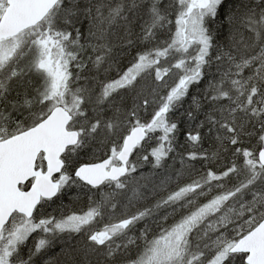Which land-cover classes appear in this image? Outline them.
<instances>
[{
    "label": "trees",
    "instance_id": "1",
    "mask_svg": "<svg viewBox=\"0 0 264 264\" xmlns=\"http://www.w3.org/2000/svg\"><path fill=\"white\" fill-rule=\"evenodd\" d=\"M146 2L62 0L55 14L52 12L34 29L41 30L43 52L50 48L58 54H54L53 67L40 66L51 89L40 95L34 92L35 81L27 77L0 92L2 135L5 131L13 136L32 128L55 105L68 108L73 122L77 119L83 123L78 128L82 137L90 135V140L81 138L79 146L73 148L75 159L68 168L70 188L62 184L48 213L54 211L50 213H54L51 218L55 226L61 217L71 214L92 215L87 227L91 233L64 234L62 238L67 240L61 239L62 245L51 248L29 241L20 250L26 262L40 257L38 264H139L143 252L148 256L145 247L151 241L214 202L225 209L237 200L239 221L226 228H238L239 235L230 238L235 242L264 219V168L258 159L264 149V0L222 1L216 15L205 23L209 48L205 62L200 64V77L176 99L173 87L194 71L187 62L183 70L172 63L163 65L170 55L165 52L175 20L181 15L172 13L166 19L148 22L152 15L146 16ZM0 3L6 6L5 0ZM159 4L160 0L158 8ZM165 20L169 21L161 28ZM168 26L172 31L168 32ZM31 47L40 63L41 47L34 43ZM138 60L144 63L139 80L129 87L110 88ZM168 67L179 70L176 78L166 74ZM159 72L166 74L167 85L160 81ZM147 114L151 116L148 123ZM5 115L12 117L7 120ZM134 126L146 128L154 138V147L143 144L148 152L142 160L154 166L157 176L155 185H150L161 193L155 204H151L155 196L148 195V201H137L127 208L119 203V196L105 192V187L91 189L80 183L74 171L113 156ZM181 190L189 196L169 202L170 195ZM189 202L193 203L185 206ZM159 210L160 220L155 215ZM110 211L120 213L116 220L107 219ZM248 220L251 223L247 226ZM130 222L139 227L134 229V243L122 241L112 249L94 243L95 234L104 237ZM141 222L145 246L140 237ZM208 222L183 231L169 255L163 254L166 248L162 254V250L152 252L147 264H205L215 239L207 228L203 232L202 226ZM245 259V255L228 252L221 264H245Z\"/></svg>",
    "mask_w": 264,
    "mask_h": 264
},
{
    "label": "rangeland",
    "instance_id": "2",
    "mask_svg": "<svg viewBox=\"0 0 264 264\" xmlns=\"http://www.w3.org/2000/svg\"><path fill=\"white\" fill-rule=\"evenodd\" d=\"M175 5H178L181 10L185 8L183 13H179L181 17L174 23V31L172 35V40L168 45V50L165 54H170L167 58V61L163 63H172L177 67H181L179 69L183 70V64L186 62L188 63V68L192 67L193 72L188 74L189 76L186 79H183L179 85L173 87V98L176 99L177 96L181 97L185 92L183 90L188 86L190 83L195 82L200 77V64L204 63L206 60V55L208 53V44L209 39L207 35V28H206V20L214 17L216 14V9L222 3L223 0H172ZM207 3V5L205 4ZM173 5V4H172ZM171 5V6H172ZM6 9V6L0 3V17L4 13L3 11ZM53 15L55 12L52 13ZM52 17V16H51ZM163 19L168 17V14H161L159 15H152L148 22L154 23L155 21H159L160 18ZM169 20L162 21L160 27L164 25V22L168 23ZM169 27V26H168ZM160 30V29H159ZM169 27V31L170 32ZM41 30H31L29 33L20 35L18 38L8 41V42H1L0 43V86L6 87L11 85H15L17 81H21L22 78H30L35 81L34 85L36 87L34 92H38L40 95H44L47 89H51L50 82L47 83L45 77L42 75V71L40 66L44 67H53L55 63H53L54 58L56 59V54L54 51L52 52L50 48H46V51L43 52V46L41 47ZM44 36V35H43ZM42 36V38H43ZM37 45L41 47V55L42 59L40 63H37L38 54L33 50L31 45ZM31 47V48H30ZM174 47L177 48V52H174ZM55 54V55H54ZM144 63L138 60L135 62L130 68L123 72V74L114 82H112L111 87L113 90L121 89L122 87H129L135 81L139 80L142 74ZM167 65V64H166ZM144 71V70H143ZM166 74L172 73L173 76L176 78V72L179 74V70L176 68L172 71L171 67L166 68ZM187 72V71H186ZM45 73V72H43ZM185 73V70H184ZM164 74V75H166ZM47 75V74H45ZM162 72L158 73V77L160 81L164 82V86L167 85ZM34 87V88H35ZM71 112V111H70ZM72 114V113H71ZM13 115V114H12ZM12 115H5L6 119L9 120ZM146 122H151L150 114H147ZM79 125L83 126V123L75 119L72 122L71 126L69 127L72 131H80ZM4 126H0V132L4 130ZM129 129V127H127ZM127 129V130H128ZM134 128H130L128 133H130ZM120 128H118V131ZM117 131V132H118ZM4 135L0 134V142L9 136L8 133L3 132ZM119 133V132H118ZM2 135V136H1ZM82 135V133H81ZM147 142L145 143L150 144L151 147H154L156 143H154L153 136L148 134ZM82 140L88 141L90 140V135L85 134L82 137ZM144 144V145H145ZM144 145L140 146L138 150L135 152L134 156L131 159L130 167H129V175L125 178V180L118 182L116 184H107L105 188L106 191H109L110 194H113L114 197L119 196V203L121 205L130 206L131 208L137 201H141V203L146 202L144 201L148 195L155 196V200L151 202V204L157 203V199H159L158 195L161 192H158L156 188L152 189L151 186L155 185V178L157 176V172L150 163L148 164L146 160H142L143 156L145 155L147 149H145ZM75 159V152L73 149H70L65 157V163L70 166V162H73ZM69 168V167H68ZM69 171L66 169L60 176L57 178H64L61 179L62 184L69 185L70 188V180H68ZM152 184V185H150ZM66 188V187H65ZM151 194H149V193ZM166 195V192H164ZM157 195V196H156ZM148 199L151 200L152 197ZM189 194L187 191L181 190L179 193L171 194L168 198L165 196L164 198H168L169 202H174L177 198V201H181L185 197H188ZM163 198V199H164ZM147 200V199H146ZM148 201V200H147ZM193 202H189L188 204L184 203L185 206L189 207V204ZM139 205V204H137ZM237 210L239 207L237 206V200L230 204L229 208L221 209L220 202H214L209 205H205L203 209L198 210V212L193 213V215L188 216L182 220L177 227H171V231H167L165 233H161V236L153 241L150 244H146L145 240V230L143 229V222H141L142 230L140 231L141 242L144 243V246L147 245L145 248L148 249V256L143 252V256H140L139 264H147L149 262V257L152 255V252L161 251V254L169 255L175 249L174 245L176 240L183 237V234L193 227V225H197L204 221H209L207 224L202 226L203 232L205 228H207L208 233L210 236L215 238L213 241L214 249H212V253L206 258L205 264H221L228 258V252L231 247H233L236 242L231 240V237H237L239 235L238 228L231 229L232 231L226 230V228L231 225L232 223H237L239 221L240 215L237 214ZM54 212L52 209L50 210ZM47 214L48 217L46 224L44 227H35V225H30L29 223L24 222L23 220H15L11 225H9L6 230H4L3 234L0 236V264H38L36 263L37 259L40 257L35 258L33 262L29 260L26 262L24 260V256L20 253V248L26 245L27 241L31 233L39 231V236L44 232L45 241L41 240L39 236L36 238V244H41L42 248L46 247H53L57 244H63L67 238H62L64 234H70L75 232L76 234H80L81 231L85 230V233H91V230L87 227L91 225L93 218L92 215L88 214H71V216L61 217V222L58 223L56 226L53 225L54 221L51 218L54 213ZM116 211H110L107 213V219L114 218L120 215V213H115ZM160 210L155 213L156 219L160 220ZM237 215V216H236ZM55 218V217H54ZM237 219V220H235ZM45 221V222H46ZM251 222L248 220L246 222L247 226ZM200 225V224H199ZM256 226V223L253 224ZM252 226V227H253ZM122 229H116L112 232L106 233L104 237L98 234L93 236L94 243L108 247V249H112L115 247L114 244L120 243L122 241H129L134 243L137 239L136 231L134 229L138 227L137 223L130 222L127 223L126 226H122ZM253 227V228H254ZM89 230V231H86ZM226 230V231H225ZM42 231V233H41ZM184 231L183 234H181ZM57 240L55 241V239ZM111 238V241H109ZM64 241H62V240ZM109 239V240H108ZM35 240V239H33ZM41 240V241H40ZM71 240V239H69ZM144 248V250H145ZM39 250V249H38ZM41 254V253H40ZM37 254V255H40ZM43 254V253H42ZM160 254V255H161ZM41 256V255H40ZM24 261V262H23Z\"/></svg>",
    "mask_w": 264,
    "mask_h": 264
},
{
    "label": "water",
    "instance_id": "3",
    "mask_svg": "<svg viewBox=\"0 0 264 264\" xmlns=\"http://www.w3.org/2000/svg\"><path fill=\"white\" fill-rule=\"evenodd\" d=\"M60 2L61 0H7V9L0 20V40L17 37L40 25ZM71 121L68 112L56 108L42 124L0 143V229L16 211L27 213L28 210H33L40 197L47 200L57 198L59 186L53 183V179L64 168L61 158L68 148L79 144L78 132L67 130ZM145 137L144 129L137 127L125 138L122 152L117 157L122 167H113L108 171L112 163L108 159L102 163L81 166L76 171V177L91 188H99L106 181L121 180L128 173L131 155L145 141ZM41 153L46 155L45 163L48 166L44 175L35 174V164ZM258 155L259 163L264 168V149ZM34 177H38L35 188L30 193L21 194L19 185ZM230 252L246 255V264H264V220L238 240Z\"/></svg>",
    "mask_w": 264,
    "mask_h": 264
},
{
    "label": "flooded vegetation",
    "instance_id": "4",
    "mask_svg": "<svg viewBox=\"0 0 264 264\" xmlns=\"http://www.w3.org/2000/svg\"><path fill=\"white\" fill-rule=\"evenodd\" d=\"M159 0H147V2L145 3L146 4V6H148V9H147V12H146V16H150V15H161V14H172V13H183L184 11H185V8L183 9V10H181L180 9V7H178V5L175 7V6H172V7H170V5H171V3L173 2L172 0H160V8H158L157 7V2H158ZM205 4L207 5V3L205 2ZM174 7L176 8V9H174ZM157 8V9H156ZM159 10V11H158ZM5 11V10H4ZM3 11V12H4ZM5 13V12H4ZM3 13V14H4ZM2 14V15H3ZM2 17V16H1ZM0 17V18H1ZM36 28H38V27H36ZM35 29V28H34ZM33 29V30H34ZM31 31V30H30ZM30 31H28V32H25L24 34H26V33H29ZM21 35H23V34H21ZM20 36V35H19ZM12 40H14V39H12ZM11 39H8V40H6V41H0V43L1 42H8V41H12ZM8 88H10V86L8 87V86H6V87H2V86H0V92H5V91H7L8 90ZM56 108H62V109H64L66 112H68V114H70L71 115V112H70V110L68 109V108H65L64 106H62V105H55V107H53L52 108V110L47 114V115H45V117H43V118H39V119H37L36 121H38V122H36L34 125H33V127H32V129L35 127V126H38V125H40V124H42L43 122H45V119L46 118H48L55 110H56ZM72 123V121L69 123V125L67 126L68 127V129H69V127H70V124ZM4 128V127H3ZM69 131H70V129H69ZM24 132V131H23ZM70 132H73V131H70ZM19 133H21V132H19ZM19 133H17V134H14L13 136H15V135H19ZM13 136H8L7 138H5L4 140H2V141H5V140H8V139H10V138H13ZM81 138H82V136H80V140H81ZM79 140V141H80ZM1 141V142H2ZM123 141H124V139H123ZM123 141H122V143H121V145H120V147H119V149H118V152H116L113 156H110V157H108V158H106V159H104V160H102V161H106V160H108V159H111V161H112V163H111V165H110V167H108V170L110 171L113 167H121V164H119V162L117 161V156H118V154L122 151L121 150V148H122V146H123ZM69 150L70 149H68V151H66L65 152V154L63 155V157L61 158V160H62V162H63V164H64V168H63V171L61 172V173H63L66 169H68V165L65 163V157H66V155H67V153L69 152ZM132 159V158H131ZM102 161H100V162H95V164L96 163H102ZM131 161V160H130ZM132 162V161H131ZM91 164H93V163H91ZM91 164H89V165H91ZM36 167H35V174H38V173H42V175H44V174H46L47 173V171H48V166H47V164L45 163V157L42 155V154H40L39 156H38V158H37V161H36ZM78 169V168H77ZM76 169V170H77ZM76 170L74 171V176H75V179H77V177H76ZM60 173V174H61ZM60 174H59V176H60ZM59 176H57V177H55L54 179H53V183H56V184H58V186L60 187V189L61 188H63V186H62V183H61V179H64V178H59V180H57V178L59 177ZM78 180V179H77ZM37 182H38V177H34V178H32V179H30V180H28L25 184H21V185H19V191L21 192V194H27V193H30L34 188H35V186L37 185ZM105 186H107L106 184L103 186V187H105ZM57 199V198H56ZM56 199H49V200H47V199H45V198H43V197H40V200L38 201V204L33 208V210H26L27 211V213L25 212V211H23V212H20V211H16L15 213H13L12 215H11V217H10V219H9V222L6 224V226L4 227V228H2V229H0V236H1V234H3V232H4V230H6V228L9 226V225H11L15 220H17V219H19V220H23L24 222H26V223H29L30 225H35V227H44L46 224L48 225V222L46 221V219H47V214H48V206H49V204L51 205L52 204V202H55L56 201ZM30 213V214H29ZM30 215V216H29ZM46 221V222H45ZM39 231H37V232H33V233H31L30 234V236L31 237H29V240L26 242L27 244L26 245H28L29 244V241H36V238L39 236ZM41 233H42V231H41ZM44 236V232L41 234V236H39V239H40V237H43ZM33 239H35V240H33ZM26 245H24V246H22V248L23 247H25ZM32 245H37L36 244V242H34ZM22 248H20L21 250H22Z\"/></svg>",
    "mask_w": 264,
    "mask_h": 264
}]
</instances>
